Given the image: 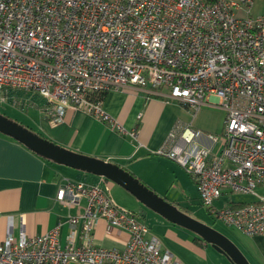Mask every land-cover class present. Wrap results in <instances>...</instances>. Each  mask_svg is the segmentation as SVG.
Segmentation results:
<instances>
[{
    "label": "built area",
    "instance_id": "1",
    "mask_svg": "<svg viewBox=\"0 0 264 264\" xmlns=\"http://www.w3.org/2000/svg\"><path fill=\"white\" fill-rule=\"evenodd\" d=\"M254 0H0V100L9 90L41 98L61 121L87 112L120 132L103 111L110 89L147 88L192 109L208 98L225 112L220 133L176 124L155 153L197 183L216 219L247 236L264 234V9ZM16 99L13 103H17ZM65 179L55 199L81 210L36 235L7 232L0 264H184L104 184ZM253 199L217 206L221 196ZM99 220L126 234L121 247L94 243Z\"/></svg>",
    "mask_w": 264,
    "mask_h": 264
},
{
    "label": "crops",
    "instance_id": "2",
    "mask_svg": "<svg viewBox=\"0 0 264 264\" xmlns=\"http://www.w3.org/2000/svg\"><path fill=\"white\" fill-rule=\"evenodd\" d=\"M216 102L217 99L210 96L208 103L192 109L178 100H166L147 88L110 89L101 99L103 111L126 131L133 130L135 137L75 109L67 110L61 121L49 120L40 113L36 132L69 150L117 164L158 192L159 182L174 176L179 165L155 151L176 124H190L204 132L220 133L225 112L214 104ZM99 177L45 159L0 133V242L9 231L14 235L21 232L36 235L51 230L60 222L58 238L63 243L67 233L66 217L78 213L81 207H67L58 202L55 199L57 187L65 179L96 182ZM244 196L250 195H231L230 198L223 195L215 204L220 206L226 201L241 203L253 199ZM173 204L180 209L177 203ZM232 229L237 232L242 252L250 261L264 264V234L247 236ZM186 231L191 233L193 241L196 235ZM125 238L124 232L106 226L102 220L94 230L97 245L121 247Z\"/></svg>",
    "mask_w": 264,
    "mask_h": 264
},
{
    "label": "rangeland",
    "instance_id": "3",
    "mask_svg": "<svg viewBox=\"0 0 264 264\" xmlns=\"http://www.w3.org/2000/svg\"><path fill=\"white\" fill-rule=\"evenodd\" d=\"M263 9L264 0H254L251 7V14L256 15ZM14 99L18 102L13 103ZM41 102L39 96L34 93L25 94L16 90L14 92L8 91L6 99L4 101L0 100V113L37 133L36 122L40 115L38 104H41ZM139 180L141 179L139 178ZM141 182L143 181L141 180ZM143 183L150 188L148 184ZM159 183L160 190L158 192L152 188L150 189L157 195L166 197L168 201L177 203L180 209H183L191 216L212 226L231 240L241 252L243 251L238 235L236 234L237 232L222 221L216 219L206 208L200 205L197 183L183 168L178 166V170H176L174 176H170L164 182ZM104 184L108 188L113 201L119 207L137 213L151 232L159 237L163 246L174 253L184 264H231L223 254L213 249L210 245L192 241L191 233H188L183 228L169 222L164 217L152 211L120 185L110 180L104 181ZM263 189V186L256 188L262 194L264 193ZM244 197L245 199L251 198L250 196ZM242 253L245 255L244 252ZM245 257L250 264H253L248 256L245 255Z\"/></svg>",
    "mask_w": 264,
    "mask_h": 264
},
{
    "label": "water",
    "instance_id": "4",
    "mask_svg": "<svg viewBox=\"0 0 264 264\" xmlns=\"http://www.w3.org/2000/svg\"><path fill=\"white\" fill-rule=\"evenodd\" d=\"M0 133L20 142L45 159L115 182L169 222L194 233L223 254L231 264H250L239 248L225 235L157 195L133 174L117 164L69 150L27 129L2 113H0Z\"/></svg>",
    "mask_w": 264,
    "mask_h": 264
},
{
    "label": "trees",
    "instance_id": "5",
    "mask_svg": "<svg viewBox=\"0 0 264 264\" xmlns=\"http://www.w3.org/2000/svg\"><path fill=\"white\" fill-rule=\"evenodd\" d=\"M10 92H14L15 90H9ZM105 94V92H103L101 95H100V98L102 99L103 98V95ZM40 98V97H39ZM41 99V98H40ZM39 134V133H38ZM41 135V134H39ZM42 136V135H41ZM193 241L197 242V243H200V244H204V245H207V243L205 241H203L202 239L198 238V237H193Z\"/></svg>",
    "mask_w": 264,
    "mask_h": 264
}]
</instances>
